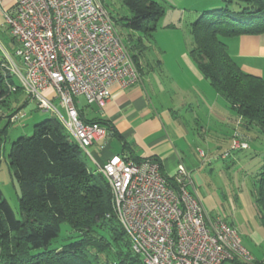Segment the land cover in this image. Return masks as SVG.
<instances>
[{
  "label": "built area",
  "instance_id": "built-area-1",
  "mask_svg": "<svg viewBox=\"0 0 264 264\" xmlns=\"http://www.w3.org/2000/svg\"><path fill=\"white\" fill-rule=\"evenodd\" d=\"M4 15L16 46L13 55L3 52L5 78L17 77L28 99L54 113L90 156L106 131L81 119L80 100L103 108L115 85L127 89L142 80L111 14L100 0H14ZM24 117L19 112L12 121ZM249 148L236 128L222 159ZM97 172L107 180L114 214L144 264H253L238 230L208 215L183 164L174 185L154 161L115 156Z\"/></svg>",
  "mask_w": 264,
  "mask_h": 264
},
{
  "label": "trees",
  "instance_id": "trees-1",
  "mask_svg": "<svg viewBox=\"0 0 264 264\" xmlns=\"http://www.w3.org/2000/svg\"><path fill=\"white\" fill-rule=\"evenodd\" d=\"M239 1L245 7L237 13L226 5L204 12L194 23L191 57L245 131L256 128L264 138V80L245 73L226 44L231 38L264 33V0ZM123 2L132 12L130 18H122L125 25L150 36L164 13L161 4L157 0ZM133 58L142 71L138 55ZM3 62L4 57L0 58V120L7 118L12 124L11 118L23 106L10 108L8 100L23 90L5 78ZM4 106L8 113L2 111ZM80 117L100 124L85 119L81 111ZM85 155L56 117L36 124L31 136L12 143L8 157L20 187L19 217L0 189V264H144L114 214L107 180L89 170ZM166 178L174 185V178ZM256 180L254 198L264 226V158ZM63 224L69 226V242L53 246Z\"/></svg>",
  "mask_w": 264,
  "mask_h": 264
},
{
  "label": "rangeland",
  "instance_id": "rangeland-1",
  "mask_svg": "<svg viewBox=\"0 0 264 264\" xmlns=\"http://www.w3.org/2000/svg\"><path fill=\"white\" fill-rule=\"evenodd\" d=\"M100 1L117 20L115 23L117 31L129 50L133 51L132 55L142 54L140 57L144 63L145 78L152 77L154 80L162 82L164 93L166 92L169 98L182 97L187 101V104H193L194 110L185 113V118L193 120L196 124L195 126L198 128L196 134L198 133L202 139L209 141L220 133H228L227 128L216 127L214 121L207 118L203 112L205 103L212 105L211 95L216 94V91L208 81H205L206 84L198 82L195 75L190 73L194 71L189 66V62L195 64L191 57V50L194 47L193 25L206 11L228 5L231 12L237 13L245 7V3L239 0H157L164 13L156 23L155 31L151 32L150 36H146L125 25L122 18H130L132 12L123 0ZM230 1L232 2L230 3ZM2 52L4 51L0 47V58L4 57ZM8 52L13 55L14 50L9 49ZM174 80L182 87L185 83L192 85L190 90L193 89V92L200 94L199 96L205 103L200 104L192 101L190 99L192 95L187 93L188 90L178 96L173 94L175 91L174 84H172ZM14 81L16 85L20 84L17 77L14 78ZM80 101L81 106L86 105L84 99ZM55 105L61 110L57 101H55ZM22 106L21 112L25 113L26 117L20 122L13 123L12 118V124H8L7 118L0 120V189L18 217L20 187L10 168L8 155L11 145L21 136H31L36 124L56 117L52 112L40 110L38 104L28 100L24 92L10 96L8 107L19 108ZM8 107L4 106L2 111L8 113ZM190 114H192V118H195L191 119ZM234 115L237 117L235 113ZM234 115L233 118L236 119ZM235 126L239 130V120ZM3 131L5 132L3 133ZM256 133L252 134L253 140H250V149L234 150L227 159H222V154L230 151L231 148L225 147L222 150L218 146L219 148L213 152V156L212 154L207 156V159L210 158L212 163L209 164L208 160H205V166H201L202 168L193 174L191 172V177L200 196L206 199L202 202L203 205L205 204L204 208L208 215L233 224L242 237L243 245L252 255L253 263L264 264V226L259 218L254 198L256 177L260 166L259 133ZM201 143L203 144V142ZM261 143H264V138ZM206 146H201L205 153L208 152ZM69 230V226L63 224L60 236L53 246L68 243Z\"/></svg>",
  "mask_w": 264,
  "mask_h": 264
},
{
  "label": "crops",
  "instance_id": "crops-1",
  "mask_svg": "<svg viewBox=\"0 0 264 264\" xmlns=\"http://www.w3.org/2000/svg\"><path fill=\"white\" fill-rule=\"evenodd\" d=\"M13 8L14 0H0V47L6 52L9 49L15 50L14 41L4 15ZM226 44L229 54L245 73L264 80V33L231 38L226 40ZM134 48L136 49V46ZM137 55L142 69L140 71L142 80L139 83L127 89L115 85L112 88L111 98L103 108L87 104L80 106L81 114L85 119L100 122L106 131L105 137L89 148L90 156H84L90 171L97 172L99 165L106 164L115 156H121L129 160L155 159L161 164L164 174L168 178H174L179 165L183 164L193 174L201 169V166H205V160H208L209 164L212 163L210 158L207 159V156L208 154L213 156V152L219 148L218 146L222 150L225 147L231 148L233 130L237 128L235 125L239 119L217 92L211 95L212 105H207L199 96L200 94L193 92V89L190 90L192 85L185 83L182 87L176 82L177 79L172 83L175 90L173 94L178 96L188 90L187 93L192 95L190 97L192 101L200 104L205 103L203 112L207 118L214 121L216 127L223 126L222 128L228 129V133H220L212 140L207 141L202 139L198 133L196 134L198 128L193 120L185 118V113L194 110L193 104H187V101L182 97L169 98L168 94L164 93L162 82L156 81L152 77L145 78L144 63L140 57L142 54ZM189 63L194 71L190 73L195 75L198 82L206 84L207 80L196 65ZM47 93L51 94L52 91L49 90ZM190 115L191 119L195 118H192V114ZM233 115L236 119L233 118ZM239 132L245 140H247L246 136L248 137L249 144L250 140H253L252 134L259 133L256 128L253 129V132H246L243 124H240ZM262 139L259 137V168L264 158ZM200 143L207 145V153L203 151ZM200 197L203 202L206 200L202 196Z\"/></svg>",
  "mask_w": 264,
  "mask_h": 264
}]
</instances>
